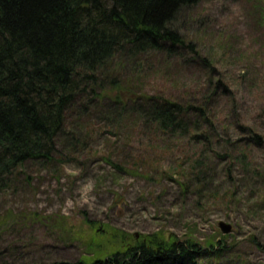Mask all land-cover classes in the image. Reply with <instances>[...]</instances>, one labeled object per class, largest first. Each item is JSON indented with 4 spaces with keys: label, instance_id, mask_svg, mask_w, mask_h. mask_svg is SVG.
Instances as JSON below:
<instances>
[{
    "label": "rangeland",
    "instance_id": "374dc122",
    "mask_svg": "<svg viewBox=\"0 0 264 264\" xmlns=\"http://www.w3.org/2000/svg\"><path fill=\"white\" fill-rule=\"evenodd\" d=\"M178 26L183 57L144 66L138 87L194 106L198 127L161 145L89 120L78 162L27 166L0 191V264L92 263L153 240L264 264V0H206Z\"/></svg>",
    "mask_w": 264,
    "mask_h": 264
},
{
    "label": "trees",
    "instance_id": "16d2710c",
    "mask_svg": "<svg viewBox=\"0 0 264 264\" xmlns=\"http://www.w3.org/2000/svg\"><path fill=\"white\" fill-rule=\"evenodd\" d=\"M204 1L0 0V191L27 166L78 162L93 139L92 118L113 130L128 123L150 144L193 133L194 106L138 84L144 66L183 57L178 21ZM214 249L153 240L92 263L43 264H206Z\"/></svg>",
    "mask_w": 264,
    "mask_h": 264
},
{
    "label": "water",
    "instance_id": "95a60500",
    "mask_svg": "<svg viewBox=\"0 0 264 264\" xmlns=\"http://www.w3.org/2000/svg\"><path fill=\"white\" fill-rule=\"evenodd\" d=\"M220 228L224 234H229L232 231V227L229 224H226L225 222L220 223ZM138 235V234H136Z\"/></svg>",
    "mask_w": 264,
    "mask_h": 264
}]
</instances>
